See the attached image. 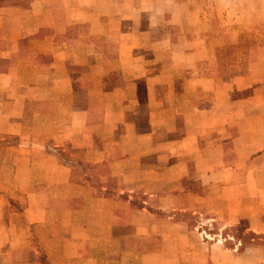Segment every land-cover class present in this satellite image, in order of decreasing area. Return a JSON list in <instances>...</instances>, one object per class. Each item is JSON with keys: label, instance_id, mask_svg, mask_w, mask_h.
Masks as SVG:
<instances>
[{"label": "crops", "instance_id": "0c3cea01", "mask_svg": "<svg viewBox=\"0 0 264 264\" xmlns=\"http://www.w3.org/2000/svg\"><path fill=\"white\" fill-rule=\"evenodd\" d=\"M211 11L203 0H0V138L16 139L2 147L0 203L20 205L14 216L0 205V247H28L31 225L57 226L53 205L73 200L66 240L81 250L50 264H201L203 249L231 263L239 247L224 249L223 230L245 221L264 234V44L222 65L238 39L206 41ZM247 253L264 263V243Z\"/></svg>", "mask_w": 264, "mask_h": 264}, {"label": "rangeland", "instance_id": "374dc122", "mask_svg": "<svg viewBox=\"0 0 264 264\" xmlns=\"http://www.w3.org/2000/svg\"><path fill=\"white\" fill-rule=\"evenodd\" d=\"M188 1L194 2V0ZM203 2L208 4V10L213 11H211V14L208 17V21L210 20L209 24L206 26L203 25V28L205 27L207 30H209V33L212 34L213 37H216L215 39H208L206 41L209 44H214V42L220 43L221 41H227L233 36H236L238 43L233 45L232 50L227 47L226 44L221 50V53L223 54L221 57L226 59L228 55L234 56L235 64L239 65L246 63L248 59L251 60L254 55V53H251L252 50H254L257 45L260 46L264 44V0H203ZM210 4L212 5V8H210ZM225 9H231V15L234 14L235 16L233 15L227 18L225 17V13H223L224 17L217 18L216 14L222 10L225 12ZM253 9L255 10V22H252L245 27L241 24L231 23L236 19L237 16H241V13L242 15L246 13V15L251 14ZM207 16L208 14H206V17ZM110 44L111 47L115 45L113 42ZM226 52L227 54H225ZM202 67H206V62L202 63ZM15 140L16 139L13 137H6L4 139L0 138V161L3 158V155L6 154L4 153V150H2V147L5 144H13ZM8 156L14 157L15 155ZM87 172L92 175V177H90L92 182L91 184L100 186V184L97 182V177L94 174V168L89 166ZM105 185L108 188V191L110 190V192L115 188L114 182H107ZM2 186L3 184H0V187ZM72 189L74 188L72 187ZM64 192H70V190ZM0 205H2V203H0ZM79 205L80 202L78 200H73L68 203L65 201H60L54 204V210H61L63 212L61 214L54 212V214L50 216L52 221L57 223V226L53 223L31 225L30 236L27 240L29 243L28 247L22 249L9 246L8 244L0 247V264H50L49 256L51 254H58L59 256H63V258H77L70 256L69 253L81 250V248L68 245V242L72 240H66V236L71 234V236L75 237L77 233L75 231L78 230H75L74 232H72V230L70 233H67L65 228L69 222H74L80 218L74 214H68L67 216L63 214L66 212L65 209L76 208ZM2 206L8 210V213L11 214V216H14L12 212H19L20 210V205L13 199H6L5 201L3 200ZM175 219H182L191 228H194L198 225V219L196 215L192 216L190 214H181L176 216ZM218 226L219 222L213 223L211 228L208 226H203L202 229H199V233L204 239L209 240L208 235L213 237L214 234H219V231L217 230ZM58 228H61L63 231H58ZM61 234H63L65 238H63L65 246H55L56 242L62 241ZM79 235L81 236L82 234L80 233ZM217 239H220L224 243L226 247L224 249H227V247L228 249H231V247L233 248L235 246L239 247L235 253L234 262L230 263L229 258H226V256H217V260H212L209 257V252L203 249V257L202 259L200 258L201 261L197 259L199 262H202L201 264H264L254 261L259 257L252 253L251 255L250 253H247L246 256H242V250L245 249V247H248L251 244L259 245L264 243V234L246 231L245 221H240V223L226 228L222 231L221 236L217 237ZM0 240L2 242V239ZM190 250L193 251V248L190 247ZM191 260L192 261H188V264H200L197 261L194 263L192 258ZM74 264H78V262Z\"/></svg>", "mask_w": 264, "mask_h": 264}, {"label": "trees", "instance_id": "16d2710c", "mask_svg": "<svg viewBox=\"0 0 264 264\" xmlns=\"http://www.w3.org/2000/svg\"><path fill=\"white\" fill-rule=\"evenodd\" d=\"M233 45H235V44L227 45V47H229L232 50L233 49ZM227 51H228V48H227ZM225 54H227V52ZM222 59H223L222 65H224V66L227 65V64L235 63L234 56H231V55H228L226 57V59L224 57H222Z\"/></svg>", "mask_w": 264, "mask_h": 264}]
</instances>
